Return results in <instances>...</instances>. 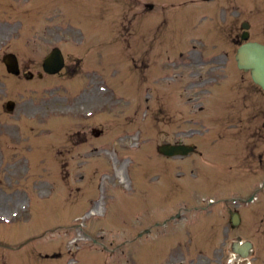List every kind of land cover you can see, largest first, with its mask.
<instances>
[{"label":"rangeland","instance_id":"rangeland-1","mask_svg":"<svg viewBox=\"0 0 264 264\" xmlns=\"http://www.w3.org/2000/svg\"><path fill=\"white\" fill-rule=\"evenodd\" d=\"M109 1L58 0L57 14L51 4L44 9V0H0V243L17 248L35 238L16 252L0 245V264H228L230 239L211 240L205 233L193 241L199 246L197 250L192 248L187 254L176 246L169 255L167 246L179 241L172 231L179 226L178 221H171L172 230L135 238L151 225L149 221L162 219L171 203V192L190 204L184 209L190 216L196 209L193 202L203 194L197 171L187 162L182 172L174 163L164 168L166 162L149 158L154 145L164 139V127L152 128L145 120L140 125L136 121L126 123L122 115L125 103L98 93L95 95L107 104L104 138H88L81 143L83 134L72 133L82 121L74 120L67 110L69 81L61 74L28 82L24 77L9 76L1 63L3 54L13 52L24 70L36 74L44 56L55 46L65 55L86 56L88 47L78 42L91 48L99 45L96 52H90L97 60L104 61L103 54H129L119 49L129 42L122 32L126 42L117 37L115 25L134 1L116 0L121 3L117 2L118 6L115 0ZM149 1L166 7L171 0ZM108 5L109 11L100 12ZM234 5L243 14L239 20L243 19L245 5ZM198 11L201 8L182 7L163 16L157 9L151 19L169 18L171 25L164 27V38L188 41L202 29ZM56 21L74 31L68 27L48 30ZM250 33L253 40L262 39L260 22H252ZM105 77L115 95L127 93L133 99L129 85H121L120 80L112 82L109 71ZM246 82L247 78L235 71L232 87L245 86ZM9 99L16 108L7 115L2 107ZM140 149L148 151L144 155L138 153ZM81 174H86L84 182L80 181ZM231 187L226 184L220 188L225 189L222 198L231 196ZM98 195L104 200L101 204ZM172 201L167 216L179 208L174 198ZM97 206V212L89 215L88 211ZM188 229L186 225L183 232ZM185 234L180 237L184 239Z\"/></svg>","mask_w":264,"mask_h":264},{"label":"flooded vegetation","instance_id":"flooded-vegetation-1","mask_svg":"<svg viewBox=\"0 0 264 264\" xmlns=\"http://www.w3.org/2000/svg\"><path fill=\"white\" fill-rule=\"evenodd\" d=\"M229 17V22L224 26L230 37L224 41L232 43L234 50L239 36L235 32V16L232 13ZM152 46L153 42L150 44V47ZM203 54L204 51H200L199 55L202 58ZM216 54L219 55L210 58L211 64L199 66H191L194 63L191 60L192 54L187 56L180 52L177 55L178 60L173 63L174 81L181 82L183 93L202 91V87L209 80H216V74L224 68L222 57L230 59L226 51L216 50ZM76 61L78 60H73L70 69L75 66ZM178 63L180 64L177 65ZM204 69H208V72L204 73ZM76 70L77 66L72 69L71 76L75 75ZM248 84L233 89L230 102L213 105V115L205 114L203 118L197 120L199 128L195 131L200 132L206 147L197 154L202 162L198 169L200 172L203 171V174L215 173L217 176L215 179L219 181H223L226 175L230 176L232 182H238L236 178L238 175H264V91L252 82ZM94 88L96 89V85ZM88 90L91 91L93 88L89 87ZM199 111H204V108L200 107ZM164 121L173 123L174 120ZM175 122L178 121L175 119ZM179 122L176 126L181 130L176 135H186L189 129L184 127L189 120L182 119ZM261 187L252 188L249 183L242 182L241 190L244 192L250 190L247 197L219 200L228 202L223 205L222 212L228 214L229 220L228 225L223 226L218 232L233 240L245 238L251 242V250L244 259L245 264H264V191ZM234 214L239 218L237 226L232 225L231 217ZM221 217L226 219L223 214ZM231 251L234 252V242L231 244Z\"/></svg>","mask_w":264,"mask_h":264},{"label":"water","instance_id":"water-1","mask_svg":"<svg viewBox=\"0 0 264 264\" xmlns=\"http://www.w3.org/2000/svg\"><path fill=\"white\" fill-rule=\"evenodd\" d=\"M244 39H246V36H244ZM237 60L239 63V67H242L245 69L251 65L252 70L254 72H258V67H256L255 63L256 62H263L264 63V46L259 45L257 43H247L239 49V51L237 52ZM260 58V59H259ZM4 63L6 64L7 70L10 73L13 74H17L19 73L18 71V64H17V60L15 58V56L9 54L6 55L3 58ZM62 65V60L59 54V51H52V54L46 59L45 63H44V69L47 72L50 73H54L57 70H59V68ZM262 70L264 71V66L262 67ZM256 83H259L260 85H262L264 87V75L261 74V76H257L255 75L254 77ZM13 108V104L9 103L8 104V110H12ZM171 148L169 147H163L161 148V151L165 152V151H170ZM179 151H181L180 148H178Z\"/></svg>","mask_w":264,"mask_h":264},{"label":"bare ground","instance_id":"bare-ground-1","mask_svg":"<svg viewBox=\"0 0 264 264\" xmlns=\"http://www.w3.org/2000/svg\"><path fill=\"white\" fill-rule=\"evenodd\" d=\"M119 174V173H118ZM123 177H120V181L123 182ZM96 212V208H94L92 211H91V214L95 213Z\"/></svg>","mask_w":264,"mask_h":264}]
</instances>
